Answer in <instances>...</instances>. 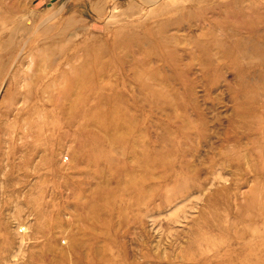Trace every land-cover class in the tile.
<instances>
[{
  "label": "rangeland",
  "instance_id": "rangeland-1",
  "mask_svg": "<svg viewBox=\"0 0 264 264\" xmlns=\"http://www.w3.org/2000/svg\"><path fill=\"white\" fill-rule=\"evenodd\" d=\"M0 264H264V0H0Z\"/></svg>",
  "mask_w": 264,
  "mask_h": 264
}]
</instances>
